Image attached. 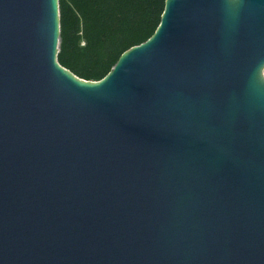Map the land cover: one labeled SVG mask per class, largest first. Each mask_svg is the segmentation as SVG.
Instances as JSON below:
<instances>
[{
    "label": "water",
    "instance_id": "95a60500",
    "mask_svg": "<svg viewBox=\"0 0 264 264\" xmlns=\"http://www.w3.org/2000/svg\"><path fill=\"white\" fill-rule=\"evenodd\" d=\"M60 34L0 0V264H264V0H166L100 81Z\"/></svg>",
    "mask_w": 264,
    "mask_h": 264
},
{
    "label": "trees",
    "instance_id": "16d2710c",
    "mask_svg": "<svg viewBox=\"0 0 264 264\" xmlns=\"http://www.w3.org/2000/svg\"><path fill=\"white\" fill-rule=\"evenodd\" d=\"M166 0H59L60 65L87 81H100L123 53L150 39Z\"/></svg>",
    "mask_w": 264,
    "mask_h": 264
}]
</instances>
